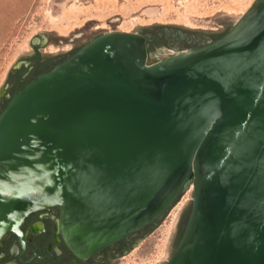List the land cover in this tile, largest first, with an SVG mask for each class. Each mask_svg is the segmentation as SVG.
Segmentation results:
<instances>
[{
    "label": "water",
    "instance_id": "obj_1",
    "mask_svg": "<svg viewBox=\"0 0 264 264\" xmlns=\"http://www.w3.org/2000/svg\"><path fill=\"white\" fill-rule=\"evenodd\" d=\"M229 29L151 64L154 38L107 33L17 90L0 112V242L24 249L25 219L57 208L64 245L86 260L191 187L165 264H264V0Z\"/></svg>",
    "mask_w": 264,
    "mask_h": 264
},
{
    "label": "rangeland",
    "instance_id": "obj_2",
    "mask_svg": "<svg viewBox=\"0 0 264 264\" xmlns=\"http://www.w3.org/2000/svg\"><path fill=\"white\" fill-rule=\"evenodd\" d=\"M254 0H0V88L16 61L31 56L30 40L46 35L39 48L53 58L112 32L138 34L156 27L184 28L202 34L231 28ZM154 61L148 60L151 64ZM189 188L154 232L119 264L169 259L167 244L180 212L191 204ZM151 255V256H149ZM140 259V260H139ZM139 260V261H138Z\"/></svg>",
    "mask_w": 264,
    "mask_h": 264
},
{
    "label": "flooded vegetation",
    "instance_id": "obj_3",
    "mask_svg": "<svg viewBox=\"0 0 264 264\" xmlns=\"http://www.w3.org/2000/svg\"><path fill=\"white\" fill-rule=\"evenodd\" d=\"M228 31L229 29H225L216 34H200L184 28L158 27L140 31L138 34L145 39L154 38L152 42L146 44V51L147 61L152 59L153 63H155L176 53L208 45L221 38ZM44 44H46L44 40L41 45L37 43L32 56L26 59L25 64L22 62L20 68L10 72L6 80V87L10 89V92L15 93L18 86L24 84L26 81H31L41 74L47 73L73 55L69 53L66 56L53 59L42 57L39 47ZM75 49L71 51L73 52ZM18 73H20L19 78L17 76ZM15 77L18 79L16 80ZM8 94L9 92L3 95L2 98H8L10 95ZM188 209L189 205L180 212L174 223L167 244V253L169 255L175 250L177 242L183 233ZM58 217L59 210L57 208H49L30 214L20 227L23 234L24 249L21 248L18 238L14 234L6 235L0 242V264H119L137 246L151 236L161 220L86 260H78L69 252L60 237ZM160 263L161 261L149 260L147 264Z\"/></svg>",
    "mask_w": 264,
    "mask_h": 264
},
{
    "label": "trees",
    "instance_id": "obj_4",
    "mask_svg": "<svg viewBox=\"0 0 264 264\" xmlns=\"http://www.w3.org/2000/svg\"><path fill=\"white\" fill-rule=\"evenodd\" d=\"M229 30H230V29H229ZM79 49H80V48L74 50L73 52H71L70 55L75 54ZM17 76H18V78H19V77H20V73H18ZM17 76H16V77H17ZM16 77H15V79H16ZM18 78H17V79H18ZM17 79H16V80H17ZM16 80H14V81H16ZM11 81H13V80H11ZM29 82H30V81H26L24 84L18 86V87H17V90H20V89L24 88ZM13 94H14V93L11 92V94L9 95L8 98H4V99L2 100V103H1V105H0V112H1V111L3 110V108L6 106V104L8 103V101L10 100V98L13 96ZM176 201H177V200H176ZM176 201H175V202H176ZM190 208H191V204H190L189 209H188V212H187V214H186L185 227H186L187 220H188V217H189ZM185 227H184V229H185ZM184 229H183V233H184ZM183 233H182V235H183ZM182 235H181V237H182ZM181 237L179 238V241H180ZM179 241L177 242V245H178ZM177 245H176V247H177ZM176 247H175V248H176Z\"/></svg>",
    "mask_w": 264,
    "mask_h": 264
},
{
    "label": "built area",
    "instance_id": "obj_5",
    "mask_svg": "<svg viewBox=\"0 0 264 264\" xmlns=\"http://www.w3.org/2000/svg\"><path fill=\"white\" fill-rule=\"evenodd\" d=\"M189 190H190V192H191V187H189Z\"/></svg>",
    "mask_w": 264,
    "mask_h": 264
}]
</instances>
